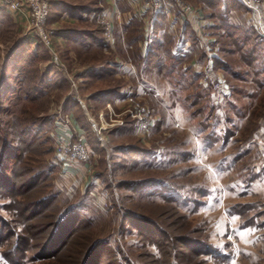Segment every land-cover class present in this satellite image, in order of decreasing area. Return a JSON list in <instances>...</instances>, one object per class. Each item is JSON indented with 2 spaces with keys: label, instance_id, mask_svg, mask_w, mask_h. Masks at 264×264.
Returning a JSON list of instances; mask_svg holds the SVG:
<instances>
[{
  "label": "rangeland",
  "instance_id": "rangeland-1",
  "mask_svg": "<svg viewBox=\"0 0 264 264\" xmlns=\"http://www.w3.org/2000/svg\"><path fill=\"white\" fill-rule=\"evenodd\" d=\"M167 1L172 9V0ZM182 1L191 6L190 22L202 38L198 40L193 34H187L185 37L191 45L185 48L183 43H177V32L165 28L154 33V37L149 34L145 44L149 42L148 50L157 57V65L152 66L139 61L144 56L139 49V25L124 27L122 17L117 19L113 14V18H109L112 40L107 43L102 39L101 29L94 19L100 13L97 8L102 9L101 0L94 3L92 14L82 15L85 19L80 17L84 25H70V19L60 22L61 18L47 23L46 19L47 27L55 31L51 37L52 48L74 86L59 70L57 80L53 81L52 89L41 104L38 101L28 106L34 110L44 109L53 118L58 114L66 115L68 123L59 125H66L70 133H76L91 152V160L85 168L58 160L54 154L57 128L51 126L48 136L52 151L36 164L37 167L35 165L39 169H57L52 175L50 193L56 194L58 202L56 208L47 212L49 215L56 212L59 218L77 206L91 227L86 231L87 228H79L74 239L86 233L92 240H106L121 264H150L153 259H166L172 246L165 243L160 247L155 243L157 238L152 241L143 237L131 226L124 227L121 233L118 222L121 215L164 221L161 208L172 207L186 218L189 227L197 230L193 237H199L227 255L224 262L219 258L217 262L211 256L194 257L184 250L180 264L195 261L197 264L200 259H206L205 264H264V89L245 80L248 67L240 58L238 38L224 33L214 17V9L199 0ZM241 7L242 10L227 17V24L252 26L256 42H264V0H259L256 12ZM3 11L0 77L6 56L17 44L29 40L26 19L25 24L19 26ZM122 16L126 22H131V17L137 15L134 10ZM177 16L180 18L178 12ZM215 59L222 62L223 69L214 68ZM50 62L51 57L47 56L38 66L42 69ZM238 76L242 80L235 78ZM216 81L218 87L213 85ZM234 88L249 90L246 95L232 99L236 106L244 109L241 118L224 111L226 98ZM113 89L117 90L115 99L101 98L104 90ZM72 94L82 105L79 103L78 109L64 110L63 100ZM198 94L206 97L191 99ZM127 95L134 98L133 103L147 110L152 122L148 132L138 130L129 113L133 103L123 102ZM108 103L111 110L106 109ZM208 107L210 110L205 115ZM84 108L96 123L101 121L98 117L101 113L107 124H114L102 132V145L96 141L91 124L83 122ZM74 119H79L86 128L80 125L77 128ZM127 150L141 153L123 155ZM136 182L149 187L137 192L126 188ZM160 188L165 190L159 193ZM164 196L173 198V203L165 202ZM14 198V194L0 189V220L12 222L17 233L22 225L16 223L18 207L13 204ZM16 200L21 198L16 197ZM236 204L251 208L240 218L229 213V207ZM168 210L166 214L170 216ZM26 216V223L22 222L25 226L40 224L42 220L41 217L30 219L29 213ZM244 220L250 226L243 227ZM2 228L0 224V264L49 262L37 260V252L47 235L45 230L37 229L38 235L31 237L29 245L21 244L20 248L14 237L7 236L6 229L1 233ZM110 258L106 256L101 264Z\"/></svg>",
  "mask_w": 264,
  "mask_h": 264
},
{
  "label": "trees",
  "instance_id": "trees-1",
  "mask_svg": "<svg viewBox=\"0 0 264 264\" xmlns=\"http://www.w3.org/2000/svg\"><path fill=\"white\" fill-rule=\"evenodd\" d=\"M199 1L204 3L205 6L214 9V17L219 21L220 27L227 36L238 38V44H236L238 49H240L238 51L241 53L240 58L243 59L245 66L248 67L245 80L252 81L257 88L264 89V42H256L254 39L256 34L252 26L243 28L231 23L227 24V17L232 12L242 10L241 5L236 0ZM48 4L47 23H52L55 19H59L64 11L73 13V7L68 4H63L60 8L53 2H48ZM4 15L5 12L1 10L0 19ZM165 19L166 15L162 6L161 11L156 14L153 21L152 33H157L164 28ZM186 32L187 27L185 28V36ZM47 56H50L47 49L39 41L23 40L11 50L1 66L0 189L14 194L15 200H13V204L16 208L18 207L15 210L16 223L22 225V228L16 233L11 224L12 222H1L0 220V224L6 229L7 236L14 237L15 244L18 243L20 248L22 247L21 244L29 245L28 242L31 237L35 234L38 235L37 229L45 230L47 235L44 238L42 247L37 252V260H48L49 262L46 264H101L108 255L111 258L105 264H121L106 240H92L89 234L83 232L84 236L80 234L74 239L79 228H87L84 230L86 231L91 227L88 218L82 214L83 212L77 206L71 207L59 218H57L56 212L55 214L50 213V215L47 212L52 207L56 208L55 205L58 202L56 194L50 193L52 175L57 169L49 167L47 169H39L36 168L38 166L36 164L42 162L51 153L52 148L48 132L51 126L55 125L57 128L59 123H57L56 117H51L45 113L44 109L34 110L28 106L29 103H37L38 101L41 104L47 93L52 89L53 81L57 80V72L59 70L52 62L49 65H45L42 69L38 66L47 60ZM156 58V54L146 49L144 56L139 58V61H143L147 66H152L157 65ZM213 66L217 69L224 68L222 62L216 61V59L213 60ZM187 71L189 73L190 69H187ZM87 73H90V71ZM235 78L238 81L242 80L240 76ZM243 90L241 88L230 90V97L226 98L227 102L224 106L225 113L231 111V113L240 118L245 114L244 109L236 106L232 100L233 96L249 93V90ZM109 92H112V95ZM100 96L105 100H113L117 97V90H104ZM202 96L204 97L205 94L189 96V98L197 97L198 99V97ZM74 97L72 94L64 98L62 104L64 110L79 106L77 99ZM209 110V107L206 108L204 114L207 115ZM80 114L84 117L81 110ZM77 120L79 121V119ZM84 121L87 124V118H84ZM80 125L82 126L81 123ZM82 127L83 129L86 128L84 125ZM224 137H226L225 134L223 135ZM76 139V133H71L70 141L73 142ZM138 153L141 152L127 150V152L122 154L131 156ZM148 187L149 185L143 184V182L130 183L129 186H126V188L135 192L145 190ZM164 190V188H160L159 193ZM16 197H20L21 200L17 201ZM163 199L167 203H173V198L169 196H164ZM229 208L231 215H237L241 218L251 206L236 204ZM161 210L164 211V221L134 216L131 219L127 215H121V219L118 222V228L121 227V233H123L124 227L131 226L139 231V234L143 237L150 240L154 239V237L157 238L155 243L160 247L164 246L165 243L172 246V250L168 251L166 259H153L150 264H180L184 257V250L191 252L194 257L204 254L207 257L211 256L217 262L226 260L227 255L222 254V252H219L199 237L192 236L197 233V230L189 227L186 218L178 214V210L172 207L169 210L167 208H161ZM167 210L168 213L171 212L170 216L166 214ZM28 213L30 219L41 217L40 224L23 225L22 222L27 220L28 216L26 215ZM242 226L248 227L250 225L248 221L244 220ZM4 229L2 228L1 233ZM218 258L220 259L219 261ZM122 261L126 260L123 259ZM205 261L207 260L200 259L197 264H205ZM195 263L188 262L187 264Z\"/></svg>",
  "mask_w": 264,
  "mask_h": 264
},
{
  "label": "built area",
  "instance_id": "built-area-1",
  "mask_svg": "<svg viewBox=\"0 0 264 264\" xmlns=\"http://www.w3.org/2000/svg\"><path fill=\"white\" fill-rule=\"evenodd\" d=\"M236 1L250 11H258L259 0ZM172 2L173 5L177 8L181 20H190L188 15L191 10V6L182 0H172ZM163 3L164 0H143L141 8L137 11V13L141 12L148 15V20L145 21L142 30L144 42H146L149 34H151L152 32L153 21L156 17V14L160 12ZM48 8L49 7L46 0H0V10H5L10 14L21 12L25 16L27 22L26 36L33 41H39L47 49L51 57V62L56 66L58 70L63 72L67 81L71 82L72 86H74L73 81L70 79L64 66L59 64L57 56L52 48L51 37L55 31L51 28H48L46 24ZM115 17L117 19H120L122 16L120 13H116ZM94 19L101 29L102 39L105 42L110 43L112 40V21L103 12L98 13ZM213 85L214 87H218L219 82L216 81ZM133 99V97L127 95L123 102L129 101L133 103ZM79 103L82 105L81 101ZM132 105L133 107L131 110L129 109V113L134 117L138 130L142 133L148 132L152 122L147 110L144 108V106H141L137 102L133 103ZM106 109L111 110L109 103L106 105ZM84 112L87 120H89L88 122L91 124L96 141L100 145H102V132L114 126V124H107L105 122V119H102L103 115L101 113H99L98 115L101 121L96 123L87 113L85 108ZM65 116L58 114V117L56 118L59 124L68 123L69 119ZM111 120L112 119H110V121ZM56 140L57 142L54 144V154L58 160H65L71 164H81L82 168L87 167L86 164H88L91 160V152L86 146L83 139L77 138L75 141L71 142L70 140L59 139L56 137ZM58 157H60V159Z\"/></svg>",
  "mask_w": 264,
  "mask_h": 264
},
{
  "label": "crops",
  "instance_id": "crops-1",
  "mask_svg": "<svg viewBox=\"0 0 264 264\" xmlns=\"http://www.w3.org/2000/svg\"><path fill=\"white\" fill-rule=\"evenodd\" d=\"M102 3L99 2V0H48V2H53L57 7L60 8L61 5L63 4H68L70 6L73 7L72 11L73 13H69L68 11H64L63 14L61 15V19L59 20L60 22H66L68 19L69 20V24L70 25H78V24H83L84 22H82V15H89L92 14L94 9L96 6L94 5L95 2H98L102 5V9L100 10L99 8L98 11L105 13V15L109 18L112 17V15L116 14V13H120L121 16L123 13L129 12L132 14V12L135 10V13L137 16L135 17H131V22L128 21L126 22L125 19L121 18V25H124V27H128L130 25H139L138 26V31L140 34V42H139V49H140V53L141 56L142 54L144 55L146 52V49H148L149 46V42L148 44H145L146 42H144V37H143V26L145 24V21L148 20V15L146 13H137V11L141 8V4L143 3V0H101ZM163 11L166 15V19H165V24H164V28L163 29H167L169 32H174L179 35V38L177 39V43H183L184 47H189V45H191L189 42L190 40L187 39L185 37V28L187 27V34H193L194 38L197 37L198 40H200V35L198 34V32H195L194 28H193V24L190 22V20H185L182 22V20L177 16V12L176 11V7H174V5L172 4V9L171 4H169V2L167 0H164V4H163ZM104 8V9H103ZM161 11V10H160ZM10 14V13H9ZM11 17H13L14 20L17 21V23L19 24V26H23L25 24V16L21 13H11L10 14ZM82 19H81V18ZM85 17V16H83ZM113 18V17H112ZM132 19L133 22H132ZM81 21V22H80ZM135 23V24H134ZM60 30V29H59ZM68 30V29H67ZM178 30V31H176ZM62 32V31H61ZM64 32V31H63ZM83 33H85V31L82 30ZM159 32V31H158ZM154 37V33L150 34ZM151 40V39H150ZM200 47L201 44L198 41ZM144 45V47H143ZM57 121V119H56ZM58 123V121H57ZM73 124H78L76 127H80V123L78 122V120L74 119L73 120ZM80 125V126H79ZM56 135L57 138L64 137L65 140H69L71 133L68 131L67 126L66 125H58L57 130H56ZM62 161V160H60ZM78 166V165H77Z\"/></svg>",
  "mask_w": 264,
  "mask_h": 264
}]
</instances>
